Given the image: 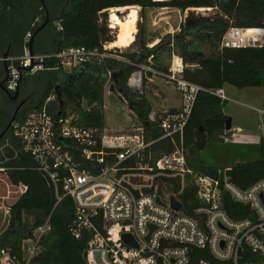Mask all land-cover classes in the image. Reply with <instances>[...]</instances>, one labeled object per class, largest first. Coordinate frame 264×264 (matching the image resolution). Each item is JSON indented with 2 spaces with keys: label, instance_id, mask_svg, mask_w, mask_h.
Segmentation results:
<instances>
[{
  "label": "trees",
  "instance_id": "obj_1",
  "mask_svg": "<svg viewBox=\"0 0 264 264\" xmlns=\"http://www.w3.org/2000/svg\"><path fill=\"white\" fill-rule=\"evenodd\" d=\"M0 0V57H18L24 53L25 36L32 37L38 27L46 20L48 23L35 34L31 47L34 53L53 55L71 47L85 46L88 49L103 51L101 43L100 16L107 15L113 7L139 5L145 12L153 8H172L185 11L193 7H212V12L198 23L182 27L175 34L167 33L159 42L148 47L144 39L145 28L141 30L140 48L133 52L123 51L124 57L135 59L137 63L146 62L153 56L154 66L166 70L167 66L155 62L173 46L184 57L188 66L184 78L201 87L198 91L192 113L183 133L186 151L185 186L180 193V183L173 178L160 177V192L177 194L182 202L183 212L194 216V210L203 206L197 197L194 177L208 175L216 177L219 169L228 168L231 181L241 189H246L256 181L264 179V137L260 140L261 158L236 163L231 167L213 166L202 157L209 140H222L230 136L232 128L226 129L228 115L224 107L228 100L222 99L212 91L223 89L226 84L237 88L260 87L264 91V46L220 49L221 38L231 27H264V0ZM187 38L196 43H207L209 55H201L195 60L188 59L185 51ZM30 44V43H29ZM119 53L118 49H116ZM111 52H113L111 50ZM50 66L53 59L48 58ZM136 66L127 65L115 56L94 58L71 69H44L35 73H25L20 81V97L31 91V95L18 111L15 121H24L31 113L41 110L48 96L56 93L57 100L48 104L52 115H74L75 124L95 130L100 141L105 129V84L108 73H115L116 91H121L129 108L137 115L144 130L147 146L138 157L126 161V165L137 162L154 166L165 154L175 151L180 137H163L160 127V114L151 118L152 104L145 92L130 89L127 81ZM5 76L3 61H0V80ZM112 83L114 79L111 76ZM3 96L11 100L0 89ZM60 100L63 104H60ZM174 111L175 109H170ZM14 112L0 108V134L5 131ZM9 142V146L6 143ZM0 164L7 176L0 174V181L7 182L6 191L0 194L16 195V189L23 185L26 189L17 201L10 206V218L6 228L0 220V250L11 249L21 255V245L25 238L42 225L51 215V229L41 239V250L30 264H87L85 249L91 238L90 232L75 237L72 227L75 221V205L71 197H64L58 204L56 197L45 184L42 173L37 169L34 157L24 149L22 141L14 135L13 127L5 131L0 139ZM121 149H114L115 152ZM114 156L106 157L111 163ZM7 178V179H6ZM223 206L233 219L252 216L251 209L235 202L228 193L224 194ZM1 209V208H0ZM201 260L212 261L207 249L195 248L191 252L190 264H200Z\"/></svg>",
  "mask_w": 264,
  "mask_h": 264
},
{
  "label": "built area",
  "instance_id": "obj_2",
  "mask_svg": "<svg viewBox=\"0 0 264 264\" xmlns=\"http://www.w3.org/2000/svg\"><path fill=\"white\" fill-rule=\"evenodd\" d=\"M31 38L32 33L28 32L22 55L0 57L8 68L4 85L12 93L25 73L48 68L71 69L91 59L111 55L127 65L136 66L127 81L130 89L143 93L147 81L161 77L172 83L182 98L179 108L164 111L159 116L162 138L178 135L180 143L174 152L160 157L154 166L140 161L134 165L125 164L138 157L147 146L141 124L136 128L139 134L106 136L105 128L99 141L94 129L74 123V115L55 116L48 111V104L58 99L56 93L46 98L41 110L31 113L24 121L12 123L14 135L34 157L56 203L67 196L72 198L75 237L83 232L91 233L84 252L87 264H190L195 248L207 249L213 258L212 261L201 260L200 264H264V179L241 189L231 181L228 168L219 169L216 177L196 175L197 197L203 206L194 210V216L184 213L183 207L180 210L172 208L171 195L181 201L177 194L159 191L158 179L168 177L179 182L180 193L183 192L186 173L190 171L186 167L182 137L201 87L184 78L188 64L182 55L173 52L167 69L160 70L154 66L152 55L139 64L135 59L122 56L120 52L123 51L118 50V53L115 47L108 48L106 42L114 38L101 41L103 51L79 46L53 55H31ZM261 46H264V27L231 26L222 36L219 47ZM48 58L53 59L52 66L47 63ZM108 76L105 88L112 85L111 72ZM212 92L229 100L223 89ZM251 107L258 114L264 137V97L260 105ZM223 140L230 141L231 137L223 136ZM117 148L121 150L115 152ZM112 156L115 159L107 163L106 157ZM1 169L5 170L0 164ZM16 191V195L0 194V207L3 206L0 220L6 226L10 218L6 198L19 197L21 188ZM225 193L235 202L247 205L252 216L231 218L223 206ZM50 229L51 215L23 240L20 256L11 249L2 248L0 264H30L41 250V239ZM124 234L131 235L137 246L128 245Z\"/></svg>",
  "mask_w": 264,
  "mask_h": 264
},
{
  "label": "rangeland",
  "instance_id": "obj_3",
  "mask_svg": "<svg viewBox=\"0 0 264 264\" xmlns=\"http://www.w3.org/2000/svg\"><path fill=\"white\" fill-rule=\"evenodd\" d=\"M138 6V21L135 40L129 48L115 47L120 51H136L140 48L141 30L145 28L144 39L148 47L160 41L167 33L175 34L181 31L186 24L193 23L190 21V16L200 17L211 14L212 7L209 10H198V7L189 8L185 11L172 8H153L145 12ZM115 8V7H113ZM200 8V7H199ZM110 10V8L108 9ZM119 13V12H118ZM121 13V12H120ZM124 17L125 14H120ZM109 11L106 16H100V22L104 31L105 38L115 39L117 29L112 26L108 18ZM113 39V40H114ZM185 51L188 59L194 60L197 56L209 55L211 49L209 44L196 43L190 38H187ZM108 43H106L107 45ZM178 53V47L173 46L171 51H164L155 60L156 63L168 66L171 61L172 53ZM181 55V54H180ZM158 85L147 81L144 86V92L147 98L151 101L152 110L155 112L160 109L169 107H177L182 104V98L172 83L167 82L161 77H157ZM225 94L228 97V102L224 107V111L233 119V128L231 140H209L201 152V157L210 165L231 167L236 163L245 162L248 160L261 158L260 140L263 137V132L259 128V117L256 111L251 106L260 105L264 91L260 87L237 88L226 84ZM109 88V89H108ZM160 91L162 93H160ZM109 92V93H108ZM31 95V91L24 93L15 103L8 101L0 92V108L9 112H15L17 102L20 99H26ZM105 135H117L127 133H140L136 128L140 126V121L137 115L129 108L124 96L118 91L110 92V86L105 88ZM240 127V130H237ZM5 176L4 174H2ZM0 189L4 193L6 187L0 181ZM2 193V194H3ZM0 219L2 214L0 213ZM1 229V228H0Z\"/></svg>",
  "mask_w": 264,
  "mask_h": 264
},
{
  "label": "water",
  "instance_id": "obj_4",
  "mask_svg": "<svg viewBox=\"0 0 264 264\" xmlns=\"http://www.w3.org/2000/svg\"><path fill=\"white\" fill-rule=\"evenodd\" d=\"M43 3H44V5H45V1H44V0H43ZM108 18H109V16H108ZM202 18H203V17H200V18L198 19L196 16H190L189 20H190V21H195V22H193V23H191V24H189V25H187V26L194 25V24L198 23V21H199L200 19H202ZM48 21H49V14L47 13L46 20H45V21H44V22L38 27V29L36 30V33L39 32V31H40V30H41V29H42V28L48 23ZM185 26H186V25H185ZM36 33H34L33 37L35 36ZM100 33H101V41L104 42V41L106 40V38H105V35H104V31H103V29H101ZM33 37H32V39H33ZM32 39H31L30 44H29V49H30V54H31V55L34 54V51H33L32 47H31ZM126 48H129V47H126ZM127 52H133V51H127ZM7 56H8V54L5 53L4 57H7ZM3 64H4V68H5V76H4V78H3L2 80H0V89H1L2 91H4V93H5V94H6L11 100L16 101V100L19 99V95H20V92H19V91H20V83L18 84L16 90H15L13 93L10 92V91L5 87L4 83H5V81L7 80V77H8V68H7V64H6V62H4ZM115 77H116V76H115V73H113V74H112V78L114 79V82L112 83V85H111V87H110V90H111L112 92H115V91H116V88H115V85H114V84L116 83V79H115ZM119 93L121 94V91H119ZM56 94L58 95V97H60V95H59V91H58V88L56 89ZM26 101H27V99H21V100L19 101V103H18L17 106H16V109H15V112H14V116H13V118L11 119V121L9 122V124H8V126L6 127L5 131H7V130L10 129V127L12 126V123L15 121V118H16V115H17L18 111H19L20 108L25 104ZM60 104H61V105L63 104V101H62V100H60ZM231 128H232V118L228 116L227 121H226V129L229 130V129H231ZM5 131L2 132V133L0 134V139L3 137ZM0 172L7 176L6 171H5L4 169H1ZM45 184L47 185V182H46V181H45ZM20 188H21L22 193H23V192L25 191V189H26L23 185H20ZM17 199H18V197H9V198L7 197V198H6V203H7L9 206H12V205L17 201ZM170 201H171V206H172L173 209H175V210H180V209L182 208V202L179 201L174 195H171V197H170ZM158 202H161L160 199H158ZM150 228H151V230H153V229H154V226L151 225ZM148 238H149V236H148ZM123 239H124V241H125L128 245L137 246V243H136L135 240L131 237V235H129V234H124V235H123Z\"/></svg>",
  "mask_w": 264,
  "mask_h": 264
},
{
  "label": "bare ground",
  "instance_id": "obj_5",
  "mask_svg": "<svg viewBox=\"0 0 264 264\" xmlns=\"http://www.w3.org/2000/svg\"><path fill=\"white\" fill-rule=\"evenodd\" d=\"M206 9L209 10V8L204 7L198 8V10ZM118 12H121L120 14H125L124 17H121ZM138 12V6L136 5L110 8L109 19L112 23V26L115 27L118 32L114 40H108L106 42L108 43V48L130 47L132 45L137 32ZM189 24H186V26ZM0 208H3V206H1Z\"/></svg>",
  "mask_w": 264,
  "mask_h": 264
},
{
  "label": "crops",
  "instance_id": "obj_6",
  "mask_svg": "<svg viewBox=\"0 0 264 264\" xmlns=\"http://www.w3.org/2000/svg\"><path fill=\"white\" fill-rule=\"evenodd\" d=\"M197 57H199V56H197ZM197 57H195L194 60H195ZM191 61H193V60H191ZM156 80H158V79H157V78H154V79L150 80V82L155 83L156 85H158V89H159V84H161V82H158V81H156ZM159 90H160V89H159ZM223 90H224V93H225L226 86H224ZM160 93H162V92L160 91ZM104 99H105V96H104ZM180 106H181V105H179V106H177V107H173V108L169 107V108H167V109H162V110H161V108H160V109L156 110L155 112H153V110H152L151 116H152V117H155V115H156L158 112H164V111H167V110H170V109H175V110H176V109L179 108ZM224 113H225L226 115L229 116V114H228L227 112L224 111ZM232 128H233V119H232ZM240 129H241L240 127H237V130H240ZM5 227H6V225L4 226V228H5ZM1 231H2V230H1ZM1 231H0V232H1Z\"/></svg>",
  "mask_w": 264,
  "mask_h": 264
},
{
  "label": "flooded vegetation",
  "instance_id": "obj_7",
  "mask_svg": "<svg viewBox=\"0 0 264 264\" xmlns=\"http://www.w3.org/2000/svg\"><path fill=\"white\" fill-rule=\"evenodd\" d=\"M20 100H21V99H20ZM20 100H19V101H20ZM19 101L17 102V104L19 103Z\"/></svg>",
  "mask_w": 264,
  "mask_h": 264
}]
</instances>
